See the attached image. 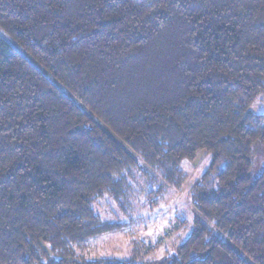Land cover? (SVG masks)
<instances>
[{
	"label": "trees",
	"instance_id": "1",
	"mask_svg": "<svg viewBox=\"0 0 264 264\" xmlns=\"http://www.w3.org/2000/svg\"><path fill=\"white\" fill-rule=\"evenodd\" d=\"M260 97L264 0H0V264H264ZM201 152L175 252L76 253L97 201L179 189Z\"/></svg>",
	"mask_w": 264,
	"mask_h": 264
},
{
	"label": "rangeland",
	"instance_id": "2",
	"mask_svg": "<svg viewBox=\"0 0 264 264\" xmlns=\"http://www.w3.org/2000/svg\"><path fill=\"white\" fill-rule=\"evenodd\" d=\"M252 110L264 113V97L254 103ZM252 160L255 169L264 165V147L259 143L253 147ZM207 164L208 156L203 152L194 161L184 162V185L170 188L152 200L146 193L155 186L135 174L126 195L105 197L94 204L95 211L108 225L107 231L87 240L76 253L87 259L159 261L175 252L192 230L191 188Z\"/></svg>",
	"mask_w": 264,
	"mask_h": 264
}]
</instances>
